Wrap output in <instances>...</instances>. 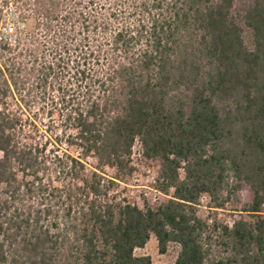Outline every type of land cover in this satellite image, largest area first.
<instances>
[{"label":"trees","instance_id":"trees-1","mask_svg":"<svg viewBox=\"0 0 264 264\" xmlns=\"http://www.w3.org/2000/svg\"><path fill=\"white\" fill-rule=\"evenodd\" d=\"M0 3V264H264V0Z\"/></svg>","mask_w":264,"mask_h":264},{"label":"rangeland","instance_id":"rangeland-1","mask_svg":"<svg viewBox=\"0 0 264 264\" xmlns=\"http://www.w3.org/2000/svg\"><path fill=\"white\" fill-rule=\"evenodd\" d=\"M244 35L246 43L250 45V37L247 30H245ZM132 160L135 167L134 172L131 176H128L119 182V189L122 190L123 195L130 201L135 202L140 207H142L145 203L157 204L169 198V195H166L160 191L161 194L158 195L156 199H154L153 192L155 189H157L155 186V179L159 167L158 162L144 158L141 155V150L138 143H135L133 146ZM105 172L108 175H112V170L109 168H105ZM238 195L242 202H249L251 199L250 192L246 187L240 189ZM209 205L210 203L208 198L203 196L200 200L199 206V212L201 215L211 213L212 208ZM261 210L264 213V202L262 204ZM217 216L231 224L232 221L238 217V212L230 209L219 210ZM134 254L148 255L155 264H173L176 258L177 250L176 246L171 244L165 253H159L157 241L155 237L151 235L145 246L143 248H136L134 250Z\"/></svg>","mask_w":264,"mask_h":264},{"label":"built area","instance_id":"built-area-1","mask_svg":"<svg viewBox=\"0 0 264 264\" xmlns=\"http://www.w3.org/2000/svg\"><path fill=\"white\" fill-rule=\"evenodd\" d=\"M160 194H161V192L159 190L155 189L154 192H153L154 199H156L157 196L160 195Z\"/></svg>","mask_w":264,"mask_h":264}]
</instances>
